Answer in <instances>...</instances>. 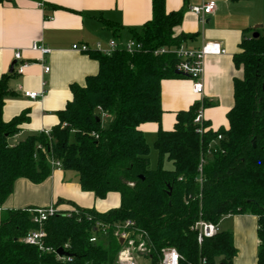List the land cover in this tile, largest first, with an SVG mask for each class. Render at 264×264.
Returning <instances> with one entry per match:
<instances>
[{
    "label": "trees",
    "instance_id": "1",
    "mask_svg": "<svg viewBox=\"0 0 264 264\" xmlns=\"http://www.w3.org/2000/svg\"><path fill=\"white\" fill-rule=\"evenodd\" d=\"M4 1L10 0L0 3ZM182 19L183 10L168 12L165 0H152L151 19L139 30L127 31L140 44L139 51L86 53L97 62L98 72L82 86L71 85L72 98L56 113L58 123L48 135L10 143L28 118L22 113L8 122L2 119L13 73L0 77V207L16 180H45L50 160L74 172L83 192L99 200L110 193L120 198L119 207L105 213L73 207L78 215L57 214L43 223L45 245L66 252L69 260L64 262L22 242L38 229L27 209L6 211L0 219V264H113L120 249L114 226L126 221L146 237L154 262L161 249L171 247L180 264L201 259L232 264L236 250L230 232L218 231L198 245L191 228L199 220L218 226L236 215L256 217V264H264V28L254 29L258 37L243 39L232 56L241 77L233 79L227 128L212 130L204 121L205 132L198 135L193 125L198 102L175 114L171 130L161 127V83L185 76L176 71L175 56L154 52L194 38L175 35ZM105 26L120 37L121 26L108 21ZM208 106L204 102L203 108ZM144 124L157 125L151 147L140 129ZM151 149L157 154L155 168L150 167ZM96 221L108 226L106 235L95 229ZM92 234L96 243L89 242Z\"/></svg>",
    "mask_w": 264,
    "mask_h": 264
},
{
    "label": "crops",
    "instance_id": "2",
    "mask_svg": "<svg viewBox=\"0 0 264 264\" xmlns=\"http://www.w3.org/2000/svg\"><path fill=\"white\" fill-rule=\"evenodd\" d=\"M214 2L212 14L201 25L191 7ZM152 0H10L0 3V77L10 75L11 67L17 65L14 53L20 52L22 60L28 62L22 75L13 73L7 83L11 96L5 98L2 119L5 122L22 113L28 120L21 124L11 144L23 141L30 135L48 131L57 125L56 113L64 109L71 100V85L82 86L85 79L98 72V64L87 54L71 49L72 45L85 44L93 51L99 45L108 50V42L130 39L128 29L139 30L151 19ZM42 4V7L39 6ZM255 5L264 7V0H165L168 12L183 10V19L174 30L175 35H195L184 43L197 49L204 43H217L224 50L221 55L204 58L203 95L204 120L212 130L227 128L226 113L233 105V79L241 77L232 56L239 52L240 42L248 38L259 23L254 15ZM51 19V20H50ZM105 21L121 26L119 38H115ZM256 27V26H255ZM251 34V33H250ZM37 43L50 50L41 56L30 46ZM42 61V62H40ZM49 67L47 73L43 67ZM186 77V76H185ZM175 78L161 83V127L171 130L175 114L187 110L199 101L191 92L189 78ZM42 93L30 100L17 92ZM145 140L151 147L157 125L144 124L140 127ZM150 143V144H149ZM116 193L99 200L92 193L80 189L74 172L61 168H50L49 176L40 183L18 179L11 195L0 207V219L6 211L45 208L55 205L66 211L73 207L105 213L119 207ZM224 222L228 226L221 229ZM219 231L232 234L236 256L232 264H256L258 248L257 219L251 215L227 216L218 225Z\"/></svg>",
    "mask_w": 264,
    "mask_h": 264
},
{
    "label": "built area",
    "instance_id": "3",
    "mask_svg": "<svg viewBox=\"0 0 264 264\" xmlns=\"http://www.w3.org/2000/svg\"><path fill=\"white\" fill-rule=\"evenodd\" d=\"M42 7V4H39ZM215 4L210 1L208 3H203L200 6L191 7L190 11L198 17L201 25L205 23V18L212 14L214 11ZM51 20V19H50ZM32 51L40 53L41 56L50 53V50L46 47L38 45L37 43H32L30 46ZM72 50L78 51L80 53H89L91 50L85 44L82 45H72ZM141 49L139 43L134 40L128 39L124 43L117 41L116 39H111L108 42V50L102 51L98 46L93 50L105 56H110L115 51H125L127 53H134ZM155 55H173L177 59L176 71L186 77L191 81V92L200 97L198 101V108L193 119V125L195 126V132L198 135H202L205 132L204 127V99L203 95V73H204V58L209 55H221L224 54V50L217 43H204L200 48L192 49L188 48L184 43L180 44L179 47L167 48L163 47L154 52ZM14 61L17 63L13 67V73L16 75H22L25 68L29 65L28 62L22 60L21 53H14ZM42 62V61H40ZM49 67H43V72L47 73ZM17 92L23 97L30 100H36L42 96V93H35L24 91L21 87L17 88ZM103 119L107 118L105 113L101 112ZM45 135H48V131H43ZM218 140L220 136L217 137ZM203 161L200 160L198 171L201 172ZM49 165L51 168H60L61 164L58 161L50 160ZM201 183V179L198 180ZM28 213L31 214V220L34 224L38 225V229L28 233L22 242L32 247H36L41 253L53 254L56 261L64 262L69 260L68 256H59L57 250L47 247L44 243L46 233L42 229V225L50 217L57 214H63L67 216L78 215V211L74 208L70 210L61 211L58 210L55 205H50L45 208H33L27 209ZM95 229L99 231L101 235H106L108 226L96 221L94 223ZM191 230L197 233V244L200 245L203 239H208L216 235L219 231L218 226L211 223L199 220L197 221ZM114 235L118 242L122 241L120 249L116 254L114 264H180L181 257L179 253L171 247H166L160 250L157 260L154 262L150 257V247L146 240V237L134 228V224L130 221L124 222L122 225L114 226ZM98 237L96 234H92L89 238L90 243H96ZM198 264H207L205 259H201Z\"/></svg>",
    "mask_w": 264,
    "mask_h": 264
},
{
    "label": "rangeland",
    "instance_id": "4",
    "mask_svg": "<svg viewBox=\"0 0 264 264\" xmlns=\"http://www.w3.org/2000/svg\"><path fill=\"white\" fill-rule=\"evenodd\" d=\"M253 10H254V15L256 16V10L259 12V14H258V19H259V23H257L256 25H254L253 26V28L255 27V26H258V25H261L262 26V28H264V7L263 8H261V7H259L258 5H255V7L253 8ZM251 33V34H250ZM254 33V31H252V32H249L248 33V37H251L252 36V34ZM126 40H124V41H122L123 43L125 42ZM150 144V143H149ZM149 162H150V167L151 168H155L156 167V164H157V154H156V152L153 150V149H151V151H150V155H149ZM164 168L166 169V170H171V164L170 163H168V162H165L164 163ZM228 223L227 222H224L223 224H222V226H221V229H223L224 227L226 228L228 225H227ZM114 264V263H113Z\"/></svg>",
    "mask_w": 264,
    "mask_h": 264
},
{
    "label": "water",
    "instance_id": "5",
    "mask_svg": "<svg viewBox=\"0 0 264 264\" xmlns=\"http://www.w3.org/2000/svg\"><path fill=\"white\" fill-rule=\"evenodd\" d=\"M254 28H255V30H256V29H262V26H261V25H258V26L254 27ZM257 37H258V33H257V32H254V33L252 34V38H257ZM12 72H13V67H11L9 73H12ZM252 145L254 146V140L252 141ZM119 243L121 244L122 241H119ZM57 254H58L59 256H61V257H62V256H68L67 253L64 252L62 249H57Z\"/></svg>",
    "mask_w": 264,
    "mask_h": 264
}]
</instances>
